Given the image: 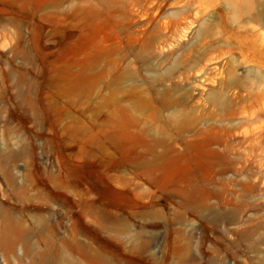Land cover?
<instances>
[{
    "label": "rangeland",
    "instance_id": "obj_1",
    "mask_svg": "<svg viewBox=\"0 0 264 264\" xmlns=\"http://www.w3.org/2000/svg\"><path fill=\"white\" fill-rule=\"evenodd\" d=\"M0 264H264V0H0Z\"/></svg>",
    "mask_w": 264,
    "mask_h": 264
},
{
    "label": "bare ground",
    "instance_id": "obj_2",
    "mask_svg": "<svg viewBox=\"0 0 264 264\" xmlns=\"http://www.w3.org/2000/svg\"><path fill=\"white\" fill-rule=\"evenodd\" d=\"M111 195H112V198H114V199L118 198V196H119L118 193H112Z\"/></svg>",
    "mask_w": 264,
    "mask_h": 264
}]
</instances>
